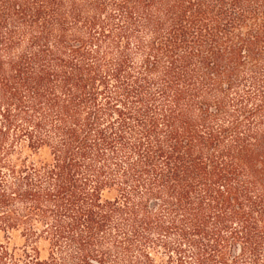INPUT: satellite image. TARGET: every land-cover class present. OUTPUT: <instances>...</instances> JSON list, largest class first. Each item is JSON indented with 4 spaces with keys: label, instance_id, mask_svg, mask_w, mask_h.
<instances>
[{
    "label": "trees",
    "instance_id": "trees-1",
    "mask_svg": "<svg viewBox=\"0 0 264 264\" xmlns=\"http://www.w3.org/2000/svg\"><path fill=\"white\" fill-rule=\"evenodd\" d=\"M0 264H264V0H0Z\"/></svg>",
    "mask_w": 264,
    "mask_h": 264
}]
</instances>
